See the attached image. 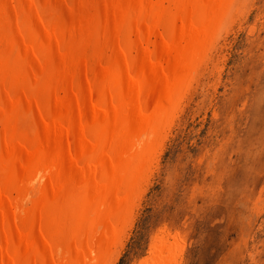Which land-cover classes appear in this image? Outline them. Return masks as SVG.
Returning <instances> with one entry per match:
<instances>
[{
	"label": "bare ground",
	"instance_id": "obj_1",
	"mask_svg": "<svg viewBox=\"0 0 264 264\" xmlns=\"http://www.w3.org/2000/svg\"><path fill=\"white\" fill-rule=\"evenodd\" d=\"M237 2L0 0V264L117 262ZM170 237L155 234L137 264H179Z\"/></svg>",
	"mask_w": 264,
	"mask_h": 264
},
{
	"label": "rangeland",
	"instance_id": "obj_2",
	"mask_svg": "<svg viewBox=\"0 0 264 264\" xmlns=\"http://www.w3.org/2000/svg\"><path fill=\"white\" fill-rule=\"evenodd\" d=\"M231 11L151 161L115 264L145 259L162 230L182 244L179 264H264V0Z\"/></svg>",
	"mask_w": 264,
	"mask_h": 264
}]
</instances>
